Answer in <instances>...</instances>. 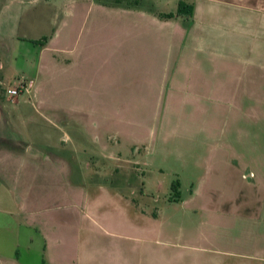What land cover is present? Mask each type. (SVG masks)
Masks as SVG:
<instances>
[{
	"label": "rangeland",
	"instance_id": "obj_1",
	"mask_svg": "<svg viewBox=\"0 0 264 264\" xmlns=\"http://www.w3.org/2000/svg\"><path fill=\"white\" fill-rule=\"evenodd\" d=\"M89 1L0 0V105L14 107L0 123V256L43 264L45 236L73 213V240L93 234L110 264H264V101L250 97H264V77L246 61H264V42L203 30L242 56L214 60L199 38L185 51L175 32L172 49L153 25L88 13ZM156 1L145 8L176 5ZM58 31L64 51L43 49ZM216 70L246 114L203 98ZM30 80L12 102L8 88Z\"/></svg>",
	"mask_w": 264,
	"mask_h": 264
},
{
	"label": "crops",
	"instance_id": "obj_2",
	"mask_svg": "<svg viewBox=\"0 0 264 264\" xmlns=\"http://www.w3.org/2000/svg\"><path fill=\"white\" fill-rule=\"evenodd\" d=\"M150 1L152 3L157 2L156 0ZM168 1H161V5L166 3L168 6H172V2H175L176 4L175 7L171 9L168 8V11L161 10L159 7V10L157 9L155 11L147 10L145 7L148 5L149 0H135L131 3L132 5H129L130 3L123 5L125 0H114L113 3L115 7L112 8L107 5L108 0H90L86 4L88 5V13L89 11L91 13H94V11H101L102 13L106 12V10L115 11L117 13H121L123 18L135 19V25H153L159 32H164L169 36L168 43H170L172 49L177 46L174 38L176 33H182L185 35L181 46V49H184L185 51L190 48V46H188L190 38L193 36L197 39L199 38L198 50L203 51L204 54L214 60L226 59L227 61H237L242 58V56L234 58L237 53L231 51L229 48H226V46H229L228 41H224L225 48L216 46L213 47L211 42H207V38L205 36H201L203 30H221L223 33L226 32L234 34L233 36L239 34L245 36L247 38V42L250 43L261 44L264 42V0H185L188 3L194 4V14L192 18L182 15H176L172 18L166 17L165 14L177 13L179 2L181 0ZM156 4V6L160 5L158 3ZM159 12L163 15V17ZM67 23L68 22H66V24ZM186 28L190 29L186 30ZM194 30H198L196 35L193 33ZM58 37L59 31L56 35L52 36V42H49L50 44L48 43V46L45 45L43 49H50L53 52H63L64 49L56 45ZM218 39L227 38L219 36ZM200 41H203V43L200 44ZM168 47L170 46L168 45ZM247 59L248 60L246 61L251 67L257 66L263 70V72L258 75V80L261 82L262 77H264V61L255 60L251 56ZM215 75L220 81L219 85L217 83L215 92H212L210 95H208V93L206 95V92H203V98L207 97L211 99L219 107L236 109L240 114H246L245 108L243 107V101L238 100V91L235 87H232L231 80H222L223 76L222 74L220 75L219 70H216ZM225 75L231 76L232 74L227 73ZM261 89L263 88L261 87ZM263 91L264 90H261V92ZM246 93L247 92H245V94ZM250 97H256L259 101H264L263 95L255 93V91H250ZM15 105L16 107L18 106L25 114V110L27 108L26 102L19 101ZM13 109L14 107L9 108L7 103H4V106L0 105V123L6 122L8 117L12 119V115L10 114L13 112ZM3 130L4 128L2 127L0 129V137L10 140V138L4 137ZM230 152H232V150H230ZM4 153H6V155L9 153L17 154V152H14L11 148H7ZM231 160L234 161V159ZM238 160L240 159H236L235 162L238 163ZM24 204L26 207L23 205L22 207L26 214L30 213L32 216L38 214L41 215V213H37L36 210L32 208L29 209L27 203ZM76 218L82 219V216ZM61 227L68 228L69 230L65 234L61 233L60 235L58 232L49 235L46 231H43V233H46L49 238L54 241L53 246L52 243L49 242V238L45 236L46 244L44 245V248L42 247L41 249H38L39 253L40 251L43 253V264L46 263L44 262L46 253H48V261L50 264H110L108 263V257L105 256L104 258L103 246H101V252L92 247V242H94L93 234L89 233L86 241L84 240L85 236H82L78 241L73 240V213L70 216L69 223H64ZM95 232L96 231H93L92 233ZM28 249L31 250V247ZM19 257L20 255L18 250L15 252V257H10L11 259L0 256V264H20L18 262Z\"/></svg>",
	"mask_w": 264,
	"mask_h": 264
},
{
	"label": "trees",
	"instance_id": "obj_3",
	"mask_svg": "<svg viewBox=\"0 0 264 264\" xmlns=\"http://www.w3.org/2000/svg\"><path fill=\"white\" fill-rule=\"evenodd\" d=\"M193 14H194V4L188 3V2H186L184 0H181L179 2V7H178V10H177V13H168V14H165V15H166V17H169V18H172V17H174L176 15L177 16H181L182 15V16H186V17L192 18ZM45 40H47V37H44L43 41L45 42ZM41 41H39V42L41 43ZM173 186H174V189L177 191V197H179L178 188L180 186V182L176 181ZM176 200L179 201V199H176Z\"/></svg>",
	"mask_w": 264,
	"mask_h": 264
},
{
	"label": "built area",
	"instance_id": "obj_4",
	"mask_svg": "<svg viewBox=\"0 0 264 264\" xmlns=\"http://www.w3.org/2000/svg\"><path fill=\"white\" fill-rule=\"evenodd\" d=\"M34 86H35L34 80H30L28 82L21 81L19 85L8 88L7 93L10 99L12 100V102H14L15 99L21 95V93H25V92L30 93L33 90Z\"/></svg>",
	"mask_w": 264,
	"mask_h": 264
}]
</instances>
